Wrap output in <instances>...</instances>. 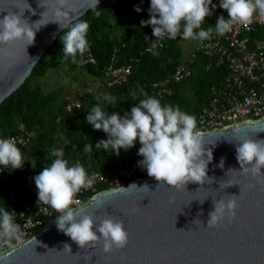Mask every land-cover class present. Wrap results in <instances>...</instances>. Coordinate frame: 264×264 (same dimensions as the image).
I'll use <instances>...</instances> for the list:
<instances>
[{
	"label": "water",
	"instance_id": "obj_1",
	"mask_svg": "<svg viewBox=\"0 0 264 264\" xmlns=\"http://www.w3.org/2000/svg\"><path fill=\"white\" fill-rule=\"evenodd\" d=\"M113 1L119 0H99V4L96 0H67L61 8L67 16L60 17L53 15L59 7L57 0H0V18L23 13L22 19L30 25L43 18L32 25L34 29L47 23L36 30L29 46L31 41L25 40L0 44V105L27 82L67 25ZM51 21H62L63 30ZM202 134L205 147L213 153L207 171L211 180L203 185L188 182L172 188L150 178L134 182L137 188H128L133 183L123 186L128 188L123 192L105 190L83 207L97 224L109 215L123 220L129 237L126 246L105 252L101 240L81 248L54 221L4 252L9 254V264H264V168L259 175L242 174L236 159L241 138L264 141V119ZM221 158L223 168L218 167ZM221 183L227 184L220 187ZM229 184L234 185L227 187ZM220 199H235L236 215L208 228V214L214 210L213 202ZM65 244L71 250L64 249Z\"/></svg>",
	"mask_w": 264,
	"mask_h": 264
},
{
	"label": "clouds",
	"instance_id": "obj_2",
	"mask_svg": "<svg viewBox=\"0 0 264 264\" xmlns=\"http://www.w3.org/2000/svg\"><path fill=\"white\" fill-rule=\"evenodd\" d=\"M66 2L67 0H57L59 7L54 9L53 15L66 17L67 12L61 11ZM96 3L99 4V0H96ZM216 7L213 0H150L149 19L141 20L140 24L141 27L151 26L155 40H162L165 37L176 39L180 36L184 40L203 42L211 37L213 28L209 26L204 29L201 26ZM219 7L226 10L230 18L225 19L223 15L217 18L215 24L217 35L229 32L234 23L250 25L254 16L264 19V0H219ZM134 11L139 13L142 8L134 5ZM22 16L23 13L19 15L11 13L0 18V44L25 40L31 41L29 46L34 41L36 30L47 24L34 29L32 25H37L43 18L30 25ZM51 22H57L63 30L62 21ZM67 26L68 31H63L61 37L63 54L66 57H75L77 54L83 56L89 47L88 23L81 20ZM152 47H155V44ZM148 50L151 51V48ZM144 95L145 98L139 100L130 112L125 111L123 116L116 112L109 114L108 111L102 110L99 104L87 111L85 121L94 130H102L107 135V139H101L95 144L96 150L119 155L121 149L127 151L138 141L141 147L137 155L142 157L138 161V166L146 169L149 177L166 182L167 185L173 186L172 188L184 187L188 182L203 185L206 180H211L207 176V171L213 160V153L211 148L205 147L204 136L197 130L196 118L181 111L178 106L161 105L157 98ZM103 99L110 104L114 103V97L107 93ZM84 151L92 152V144H85ZM50 155L55 159L50 166L44 167L33 177V180L37 188L38 203L48 205L60 213L55 217L57 229L81 248L101 240L105 252L126 246L129 237L123 220L113 219L109 215L97 224L84 208L72 207L75 195L81 188L91 183L84 166L79 162L70 166L69 161L64 158V148L54 147ZM236 159L241 166L242 170L239 172L242 174L253 176L262 174L264 141L241 138L236 146ZM24 163L16 139L0 138V168L10 167L15 170L22 168ZM218 167H224L223 158ZM222 184L227 183H221L220 187ZM230 185L234 184L227 187ZM133 187L137 188L135 183L128 188ZM128 188L121 186L112 191L123 192ZM213 203L214 210L208 214L206 227H216L226 218L231 220L235 217L237 209L235 199L227 201L220 199ZM200 223L204 226L201 220ZM18 232L19 225L14 222L11 214L0 208V238L8 244L13 238L19 240ZM65 248L71 250L68 244L64 245ZM0 264H9L8 253H0Z\"/></svg>",
	"mask_w": 264,
	"mask_h": 264
},
{
	"label": "trees",
	"instance_id": "obj_3",
	"mask_svg": "<svg viewBox=\"0 0 264 264\" xmlns=\"http://www.w3.org/2000/svg\"><path fill=\"white\" fill-rule=\"evenodd\" d=\"M134 5H139L142 11H134ZM149 7L150 0H119L92 8L84 18L76 22L83 20L89 25L87 40L97 65L90 64L84 54H77L75 57L63 54L61 37L68 31L66 29L46 52L21 89L0 105V138L21 133V127L34 133L31 144L20 148L25 162L23 167L15 170L3 168L0 174V208L10 213L16 200L27 204L32 201L31 186L26 182V175L30 171L41 172L44 167L50 166L55 159L50 155L54 147L64 148V158L69 161L70 166L81 160L91 164L95 171H116L127 161L135 162L142 158L137 155L141 147L138 141L127 151L121 149L119 155L96 150L95 144L101 139H107V135L102 130H94L85 121L87 111L94 105L99 104L109 114L116 112L123 116L125 111L130 112L147 94L157 98L161 105L178 106L181 111L196 119L208 105L212 98V87L223 79L226 69L214 67L206 71L207 61L203 56H198L192 66L194 75L189 80L172 83L171 92L159 96L154 84L170 78L176 72L183 63L182 50L178 44V36L176 39H169L162 52L156 55L145 53L151 42L152 28L141 27L140 22L149 19ZM122 8L133 15L138 29L137 36H134L126 23ZM112 21L122 30L120 38H115L108 32ZM116 48L119 51L115 54ZM114 57V65L117 67L127 65L131 60L138 61L129 81L123 86L112 88L105 85L100 93L86 95L82 98V108L72 114L67 111L68 102L62 89L44 92L40 86L34 85L36 78H46L50 71L60 70L61 67L75 71L76 61L90 76L103 79V71L113 63ZM106 93L114 97V103L110 104L103 99ZM90 143L93 151H84V145ZM0 253H4L1 248Z\"/></svg>",
	"mask_w": 264,
	"mask_h": 264
},
{
	"label": "built area",
	"instance_id": "obj_4",
	"mask_svg": "<svg viewBox=\"0 0 264 264\" xmlns=\"http://www.w3.org/2000/svg\"><path fill=\"white\" fill-rule=\"evenodd\" d=\"M217 7L212 15L205 18L208 27L213 28L209 39L198 42L195 51L188 62L182 63L170 77L154 84L158 94L162 97L170 93L172 83H183L194 75L192 66L203 56L206 71L214 67L225 68L226 75L212 87V98L198 115L197 130L201 133L210 132L220 128L236 125L246 121H259L264 119V19L254 16L250 25L244 26L234 23L229 32L224 35L215 33L217 18L221 15L229 19L226 10L219 7V0H213ZM262 34L263 36H260ZM152 34L151 42L145 50L147 54L156 55L166 48L167 37L155 40ZM155 44V47H152ZM151 48V51L148 49ZM119 49H115V54ZM85 59L92 65H97V60L89 45L84 53ZM115 57L103 71L105 85L112 88L125 85L132 76L137 60H131L127 65L117 67L114 65ZM67 111L74 113L82 108L81 99L66 97ZM21 133L11 136L17 141L19 148L28 147L34 137L33 132L20 128ZM142 159V158H141ZM84 166L91 183L75 195L72 207L83 208L88 205L99 193L120 188L136 181L146 180L149 177L147 170L138 166V161H127L120 165L116 171H95L92 165L78 160ZM76 162V163H77ZM3 168H0V174ZM40 171H30L26 175V182L30 184L32 201L27 204L21 200L14 202L10 212L15 223L19 225V240L11 239L8 244L0 238V248L7 252L18 245L25 243L36 233L46 228L55 221L56 212L50 206L38 203L37 188L33 177Z\"/></svg>",
	"mask_w": 264,
	"mask_h": 264
},
{
	"label": "rangeland",
	"instance_id": "obj_5",
	"mask_svg": "<svg viewBox=\"0 0 264 264\" xmlns=\"http://www.w3.org/2000/svg\"><path fill=\"white\" fill-rule=\"evenodd\" d=\"M122 15L124 16L126 23L129 25L134 36H137L138 29H137V24L135 23V20L133 18V15L131 13H128L123 8H122ZM108 32H110L112 36L115 38H120L122 35V30L119 27H117V25L113 21L110 27L108 28ZM178 40H179L178 44L182 50V58L183 60L188 61L190 59L189 55L194 47L195 40L192 39L184 40L180 36ZM76 63L78 62L76 61ZM82 79L85 80L86 85L83 84ZM34 85L40 86L44 92H51L53 90L62 89L63 94L66 97H70L71 99L74 100L76 99L82 100V98L88 94L91 95V94L100 93L105 86V82L101 78L99 79L90 76L83 69L82 72H79L78 69L72 72L67 67H61L60 70L58 71L57 70L50 71L46 78H36L34 80Z\"/></svg>",
	"mask_w": 264,
	"mask_h": 264
},
{
	"label": "crops",
	"instance_id": "obj_6",
	"mask_svg": "<svg viewBox=\"0 0 264 264\" xmlns=\"http://www.w3.org/2000/svg\"><path fill=\"white\" fill-rule=\"evenodd\" d=\"M202 28H204V29H207L208 28V23L207 22H204L203 24H202V26H201ZM178 39H179V37H178ZM178 42H179V40H178ZM199 41H196L195 40V42H194V47H193V49L191 50V52H190V55H189V58L191 57V55H192V53L195 51V48H196V45H197V43H198ZM182 61H183V63L184 62H188L187 60H183V58H182ZM76 65H77V69L79 70V72H82V68L80 67V65L78 64V63H76ZM69 69V68H68ZM58 71V70H57ZM72 71V70H71ZM73 72V71H72ZM68 75V74H67ZM71 77H72V74H71ZM89 80V79H88ZM82 81H83V84L84 85H86V82H85V80H83L82 79ZM82 84V83H81ZM82 84V85H83Z\"/></svg>",
	"mask_w": 264,
	"mask_h": 264
}]
</instances>
